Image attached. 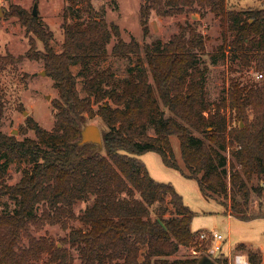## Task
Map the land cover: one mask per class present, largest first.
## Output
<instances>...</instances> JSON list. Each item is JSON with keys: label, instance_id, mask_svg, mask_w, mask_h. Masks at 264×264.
Here are the masks:
<instances>
[{"label": "trees", "instance_id": "trees-1", "mask_svg": "<svg viewBox=\"0 0 264 264\" xmlns=\"http://www.w3.org/2000/svg\"><path fill=\"white\" fill-rule=\"evenodd\" d=\"M66 1L60 51L52 46L53 32L39 15L10 5L9 13L42 40L44 50L31 41L24 55L0 57V67L24 56L43 58L59 97L52 129L32 117L27 125L34 138L20 139L0 127V200L8 195L15 201L13 208L0 210V264H75L73 247L80 264H198L205 254L170 258L182 246L202 248L199 231L191 227L195 212L171 183L155 180L138 155L157 151L166 165L196 179L205 195L229 198L225 205L230 214L246 220L260 217L249 209L252 191L259 196L264 192V78L250 83L231 80L223 98L238 122L231 125L222 105L211 110L207 100L209 52L197 20L181 23L167 41L158 37L141 43L124 39L119 24L100 13L69 22V9L80 13V1L89 9L94 4ZM140 11L146 36L152 11L161 16L198 13L201 17L212 12L227 21L233 33L225 46L232 59L245 64L254 60L256 71H264V6L237 9L228 7L226 0H143ZM110 54L129 59L136 55L135 72L115 80L109 67L93 70V63ZM210 56L215 61L217 54ZM73 65H80L78 74ZM78 75L83 78L84 96ZM5 108L0 88V126ZM96 115L107 125L102 150L96 143H81L87 117ZM173 135L180 140L182 163L176 158ZM14 162L30 167L10 184L4 173ZM80 200L91 203L77 214L74 205ZM170 204L172 214H168ZM71 219L81 225L72 226ZM47 224L70 227L60 239L62 246L36 234ZM247 254L252 264H261L259 251L248 249Z\"/></svg>", "mask_w": 264, "mask_h": 264}, {"label": "rangeland", "instance_id": "rangeland-1", "mask_svg": "<svg viewBox=\"0 0 264 264\" xmlns=\"http://www.w3.org/2000/svg\"><path fill=\"white\" fill-rule=\"evenodd\" d=\"M92 1L94 9H89L83 1H80L78 5L80 13L76 9H69L71 13L68 17L69 22L87 20L89 17L98 16L100 13L108 21L119 24L124 39L135 38L141 43L151 42L158 37L167 41L172 34L179 31L181 23L197 20L200 23V30L206 35V46L209 52L205 56L208 65L205 87L210 108L215 110L216 106L221 104L222 112L227 115L229 123L231 125L238 123L230 104L228 102L223 104V98L227 95L232 79H238L242 83L257 80L255 76L256 64L254 60L249 64H245L232 59L229 47H225L233 38V33L228 30L227 21L224 20L223 22L220 16H215L212 12H208L201 17L198 13L161 16L152 11L149 19L150 34L146 36L143 33L140 21V8L143 0ZM36 2L37 15L40 16L43 24L53 32L52 46L57 51L62 49L65 10L67 8L66 0H0V57L8 54L13 56L24 55L26 50L30 48L31 41H35L37 47L44 50L42 40L33 32H30L21 23L18 16L9 13L10 5L16 4L33 14V7ZM260 6H264V0L261 3L245 4L241 7L248 9ZM115 41L116 38L110 43V49ZM210 54H217L215 61H212ZM138 63L136 55H132V58L129 59L110 54L106 59L93 63L92 68L93 70H102L109 67L114 72V79L122 80L135 72ZM144 64L146 65V62ZM79 69L80 65L72 66V70L76 74H78ZM0 88L4 93L6 102L4 118L0 126L3 131L15 134L20 139L36 137L34 130L27 125L30 117L48 129L53 128L57 112L54 102L59 97V91L54 86L53 78L48 75L45 69L43 58L32 59L24 56L22 60L15 63L5 62L4 67H0ZM78 88L82 96L86 95V91L83 89V78L79 75ZM95 108H98V104H95ZM86 124H97L101 131L107 128L99 115L87 117ZM151 132L153 133V131ZM172 144L176 158L182 163L180 140L176 135L172 136ZM226 153L230 159L231 154L229 151H226ZM138 157L146 164L155 180L171 183L183 195L184 202L196 214L191 225L193 231L218 230L226 238L224 243L225 252H228L229 248L233 251L243 250L247 253L248 249L257 250L262 254L261 264H264V192L259 196L255 191H252L249 209L250 214L262 215L249 220L241 219L230 214L229 208L225 205H229V198H225L223 195L214 197L205 195L196 179L188 178L180 170L166 165L157 151L150 150L138 155ZM26 167H30V164L16 162L9 164L4 173V179L10 184L18 182L22 178ZM254 184H258L257 179L254 180ZM90 203L91 200L77 201L74 205V211L79 214ZM14 206L15 201L8 195L0 200V210L11 209ZM39 208L41 212V206ZM169 208L168 214L174 213L171 204ZM70 224L72 226L81 225L77 219H71ZM69 231L70 227L65 228L62 224H47L36 234L38 236H49L59 246H62L60 239L67 236ZM209 242H202L204 243L202 248L196 245L182 246L170 258L199 257L206 254L210 246ZM242 243L245 244L244 248L240 247ZM66 245L70 246L69 244ZM71 251L75 256V264H80L78 249L73 247ZM215 259H220L221 264H223V258L217 257Z\"/></svg>", "mask_w": 264, "mask_h": 264}, {"label": "built area", "instance_id": "built-area-1", "mask_svg": "<svg viewBox=\"0 0 264 264\" xmlns=\"http://www.w3.org/2000/svg\"><path fill=\"white\" fill-rule=\"evenodd\" d=\"M256 79L260 80L264 78V71H256ZM264 184V183H263ZM198 239L201 242L210 241L206 254L215 259L221 257L227 260V264H252L247 252L243 250L233 251L231 248L228 252H225L224 243L226 241L225 236L218 230H201L197 234Z\"/></svg>", "mask_w": 264, "mask_h": 264}, {"label": "water", "instance_id": "water-1", "mask_svg": "<svg viewBox=\"0 0 264 264\" xmlns=\"http://www.w3.org/2000/svg\"><path fill=\"white\" fill-rule=\"evenodd\" d=\"M1 14V8H0ZM37 2L33 7V15H37ZM93 142L99 146V149H103L102 131L97 124H85L82 128V140L81 143ZM198 264H217V262L208 255H203Z\"/></svg>", "mask_w": 264, "mask_h": 264}, {"label": "crops", "instance_id": "crops-1", "mask_svg": "<svg viewBox=\"0 0 264 264\" xmlns=\"http://www.w3.org/2000/svg\"><path fill=\"white\" fill-rule=\"evenodd\" d=\"M228 7H233L237 9H245L241 6H244L245 4L253 5L255 3H261L262 0H226Z\"/></svg>", "mask_w": 264, "mask_h": 264}]
</instances>
